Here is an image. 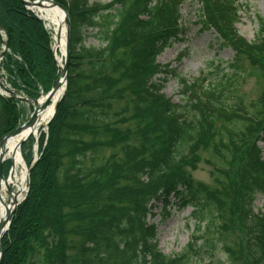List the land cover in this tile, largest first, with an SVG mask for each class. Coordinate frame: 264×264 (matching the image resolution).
I'll return each mask as SVG.
<instances>
[{"label":"trees","instance_id":"obj_1","mask_svg":"<svg viewBox=\"0 0 264 264\" xmlns=\"http://www.w3.org/2000/svg\"><path fill=\"white\" fill-rule=\"evenodd\" d=\"M54 1L68 10L66 89L32 166L33 141L22 151L28 192L3 236L1 264H264V214L253 210L264 195V19L256 16L247 42L235 28L236 0H195L200 28L234 57L190 83L180 78L185 98L174 103L159 77L172 70L156 57L185 34L184 0ZM0 26L9 86L32 100L46 94L59 70L41 21L21 0H0ZM88 30L98 48L84 44ZM245 79L260 87L254 100L240 91ZM19 121V102L0 95V139ZM199 151L210 186L186 169ZM157 205L164 218L191 209L194 229L178 254L157 248L147 223Z\"/></svg>","mask_w":264,"mask_h":264},{"label":"rangeland","instance_id":"obj_2","mask_svg":"<svg viewBox=\"0 0 264 264\" xmlns=\"http://www.w3.org/2000/svg\"><path fill=\"white\" fill-rule=\"evenodd\" d=\"M110 0H90V3H106ZM239 7V22L235 25L237 33L246 40H252L257 29L256 16L264 19V0H236ZM181 24L185 31L184 38L181 42L168 47L157 58L161 66H168L170 73L162 82L161 94L174 103L184 102L185 96L182 92L185 86L179 82L180 78L188 83L192 82L201 72H207L208 66L216 65L218 62L227 63L232 61L234 52L228 47H222L216 35L210 31L200 29L198 23V5L195 0H184L181 9ZM85 45L87 47L98 48L100 43L93 36V33L87 32ZM175 48V51L173 50ZM171 51L175 52L171 58ZM170 52V53H169ZM242 65L247 64L244 57H240ZM224 66H226L224 64ZM223 66V67H224ZM226 72V71H225ZM249 99H256L260 95V87L253 79H245L240 88ZM260 91V92H259ZM21 96V95H20ZM33 105L23 101L20 103V123L29 117L32 113ZM218 128H215V131ZM47 130H45L46 134ZM217 132V131H216ZM257 142L264 159V133L259 135ZM22 146V151L27 155L29 153L28 142ZM188 154H185L184 160ZM199 161L195 164V169L186 167L195 181L205 185H211V167L205 161L208 159L207 153L198 152ZM26 166V165H25ZM27 168V167H26ZM24 196V195H23ZM253 210L264 214V195L255 196ZM151 216H148L147 223L156 226V244L158 250L167 256H172L181 252L186 246L190 234L194 229L190 219V208L181 211H171L167 218L163 216V210L160 205L152 208ZM235 231V237L243 238L238 230ZM225 259V258H223ZM206 263V261H205ZM204 264V263H203Z\"/></svg>","mask_w":264,"mask_h":264},{"label":"bare ground","instance_id":"obj_3","mask_svg":"<svg viewBox=\"0 0 264 264\" xmlns=\"http://www.w3.org/2000/svg\"><path fill=\"white\" fill-rule=\"evenodd\" d=\"M32 3L31 13L41 21L43 29L50 36V49L54 59L56 58L59 65L63 63L68 40L69 50V27L65 15L58 7L53 6L51 0H30ZM90 3V0H89ZM181 24V16H180ZM69 25V24H68ZM183 27V24H181ZM90 32V30H88ZM87 31V32H88ZM184 33L179 36V39L172 43L176 44L183 40ZM86 41V39H85ZM8 42V41H7ZM6 45L1 43L0 38V74L4 73L2 69V61L7 53H9L8 43ZM85 44V42H84ZM167 47L162 51L164 52ZM175 51V48L173 49ZM162 52L160 54H162ZM170 53V52H169ZM175 52L171 51V56ZM159 54V55H160ZM158 55V56H159ZM156 57V62L157 58ZM158 63V62H157ZM159 64V63H158ZM62 68V65L60 66ZM60 76V75H59ZM0 84L4 87L9 86L6 79H0ZM241 91V90H240ZM244 93L243 91H241ZM245 94V93H244ZM0 95L4 92L0 91ZM64 95V80L60 77L56 93L52 96L46 106H43L45 96H40L37 100L36 112L33 120L26 127H20L19 133L7 137L0 146V163H8L6 173L3 171L2 166V179H0V236L6 227V218L13 209V205L21 201L26 190V166L21 155L22 149L20 143L27 138V141L32 140V158L31 164L38 158V140L41 134L45 133L48 125L54 118L56 108ZM260 105V101H256ZM259 107V106H258ZM260 108V107H259ZM264 113V104H263ZM264 119V117H263ZM264 126V120L263 125ZM264 133V130L263 132ZM8 173V174H7ZM7 175V176H6ZM6 176V177H5ZM5 177V178H4ZM11 188V193H7V188Z\"/></svg>","mask_w":264,"mask_h":264},{"label":"water","instance_id":"obj_4","mask_svg":"<svg viewBox=\"0 0 264 264\" xmlns=\"http://www.w3.org/2000/svg\"><path fill=\"white\" fill-rule=\"evenodd\" d=\"M52 2V1H51ZM25 5H28L30 4L31 2H23ZM33 3V2H32ZM53 6H56L58 7L60 10H62V12L64 13L65 15V19L66 21L68 22V11L66 10V8H64L62 5L58 4V3H55V2H52ZM67 27H69L68 23H67ZM1 27H0V33H1ZM1 43H3L4 45H6V40H2L1 39ZM68 56H69V50H68V40H67V45H66V51H65V58H64V66L60 69V76L56 79V82L54 84V87L50 90V92H48L46 95H45V100H44V104L43 106H46L47 103L49 102V100L52 98V96L56 93V90H57V86H58V82H59V79L60 77L63 78L64 80V85H65V78H66V71H67V62H68ZM0 89L3 90L4 92H6L11 98L13 99H17L19 101H23V100H26L24 98H19L18 96L15 95L14 91L13 90H9L7 89L6 87H4L2 84H0ZM33 106H34V110H33V113L31 114L30 118L27 119L25 121V123L20 126V127H26L27 125L30 124V122L33 120L34 118V114L36 112V105H37V100H32L31 101ZM17 128L16 130L12 131L11 133L5 135L3 138L0 139V146L2 145V143L4 142V140L9 137V136H13V135H16L17 133H19L20 129L21 128ZM27 139V138H26ZM26 139H24L20 145H22ZM0 179H2V173H1V163H0ZM26 185L28 186V173L26 175ZM7 193H11V189L8 187L7 188ZM16 207V204L13 205V209L11 210V212L8 214L7 218H6V229L5 231L8 229L9 227V224H10V220L12 218V215L14 213V209ZM1 239H2V236H0V263H1V260H2V245H1Z\"/></svg>","mask_w":264,"mask_h":264}]
</instances>
